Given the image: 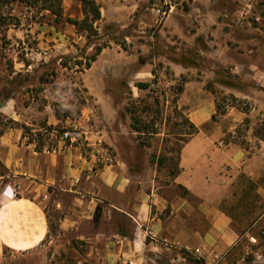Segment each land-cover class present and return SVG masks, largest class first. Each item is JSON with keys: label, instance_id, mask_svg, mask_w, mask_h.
Instances as JSON below:
<instances>
[{"label": "rangeland", "instance_id": "obj_1", "mask_svg": "<svg viewBox=\"0 0 264 264\" xmlns=\"http://www.w3.org/2000/svg\"><path fill=\"white\" fill-rule=\"evenodd\" d=\"M96 1L102 15L88 33L68 21L84 17L81 0H62L63 17L44 9L43 0H0V102L14 98L33 125L0 112V134L23 125L47 148L67 130L79 134L75 144L98 166L119 162L139 174L136 181L154 194L150 215L162 218L185 198L197 206L174 182L180 153H259L257 182L241 175L234 197L222 204L241 236L211 264H264V201L257 192L264 186V0ZM211 106L215 112L198 127L193 115ZM199 128L205 136L187 147ZM83 231L89 233L87 225ZM147 232L150 247L140 264H206L195 248L165 251L167 242ZM52 233L5 264H105L86 242L59 236L54 225ZM110 256L106 264H136V256Z\"/></svg>", "mask_w": 264, "mask_h": 264}, {"label": "crops", "instance_id": "obj_2", "mask_svg": "<svg viewBox=\"0 0 264 264\" xmlns=\"http://www.w3.org/2000/svg\"><path fill=\"white\" fill-rule=\"evenodd\" d=\"M103 56L104 51L99 58ZM98 61L86 73L88 80ZM89 87L95 92L91 82ZM202 109L193 115L198 127L215 112V106L206 112ZM0 112L15 123L33 126L22 118L12 97L0 102ZM204 136L200 129L187 147L195 142L198 147ZM77 142L61 136L51 148L38 150L35 140L24 134L23 125L0 134V264L39 248L53 237V225L59 236L84 241L92 253L105 255L101 258L105 264L111 263L110 255L115 254L131 259L136 256L133 261L140 264V255L150 247L147 229L167 242L160 246L162 250L170 251L172 245L195 248L206 264L226 253L240 238L234 217L222 204L234 197L241 175L257 182L253 165L259 153H205L204 148L180 153L174 182L197 200V206L195 209L185 198L180 209L172 204L171 214L162 218L150 215L154 194H147L136 181L138 173L135 176L129 166L119 162L98 166L97 157L85 155ZM257 192L264 201V186ZM156 202L159 210L164 209L162 201ZM97 209L99 218L95 221ZM85 225L89 233L83 231Z\"/></svg>", "mask_w": 264, "mask_h": 264}, {"label": "trees", "instance_id": "obj_3", "mask_svg": "<svg viewBox=\"0 0 264 264\" xmlns=\"http://www.w3.org/2000/svg\"><path fill=\"white\" fill-rule=\"evenodd\" d=\"M83 18L82 19H69L68 21L73 24L78 31H86L88 33H94V24L101 19V7L96 0H81ZM43 8L49 10L57 17H63L64 11L62 6V0H43ZM101 50L97 51L99 55ZM95 58L93 59V61ZM219 111H217L218 113ZM41 147L37 146L40 150ZM98 209L95 214V221L98 220Z\"/></svg>", "mask_w": 264, "mask_h": 264}, {"label": "built area", "instance_id": "obj_4", "mask_svg": "<svg viewBox=\"0 0 264 264\" xmlns=\"http://www.w3.org/2000/svg\"><path fill=\"white\" fill-rule=\"evenodd\" d=\"M157 14L159 16H164L166 14V12L165 11H161L159 9V10H157ZM79 138H80L79 134H77V136H76V133H74L72 131H69V130L63 132V134H62V139L63 140H70V141L76 142V141L79 140ZM197 253L200 254V251H197Z\"/></svg>", "mask_w": 264, "mask_h": 264}]
</instances>
